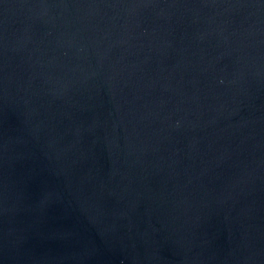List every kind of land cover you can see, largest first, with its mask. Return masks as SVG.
<instances>
[{"label": "water", "instance_id": "water-1", "mask_svg": "<svg viewBox=\"0 0 264 264\" xmlns=\"http://www.w3.org/2000/svg\"><path fill=\"white\" fill-rule=\"evenodd\" d=\"M0 264H264V0H0Z\"/></svg>", "mask_w": 264, "mask_h": 264}]
</instances>
